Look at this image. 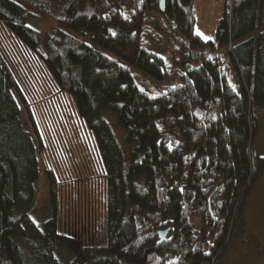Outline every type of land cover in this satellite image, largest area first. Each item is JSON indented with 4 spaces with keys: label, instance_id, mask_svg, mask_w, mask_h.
Masks as SVG:
<instances>
[{
    "label": "trees",
    "instance_id": "16d2710c",
    "mask_svg": "<svg viewBox=\"0 0 264 264\" xmlns=\"http://www.w3.org/2000/svg\"><path fill=\"white\" fill-rule=\"evenodd\" d=\"M162 2L0 0V264H217L241 226L264 168L252 151V106L264 107V0H231L230 9L222 0L208 41L194 33L193 0ZM34 16L54 31L40 39ZM150 22L172 38L161 55L140 44ZM181 41L185 62L197 61L183 71L174 66ZM172 74L173 84L161 83ZM61 96L89 132L98 167L62 178L44 164L49 202L25 235L36 155L46 152L34 110ZM73 193L92 208L85 234L69 232L80 220Z\"/></svg>",
    "mask_w": 264,
    "mask_h": 264
},
{
    "label": "rangeland",
    "instance_id": "374dc122",
    "mask_svg": "<svg viewBox=\"0 0 264 264\" xmlns=\"http://www.w3.org/2000/svg\"><path fill=\"white\" fill-rule=\"evenodd\" d=\"M222 0H193L195 11L194 33L203 37L214 39L216 22L222 14ZM30 12H32L30 10ZM36 14L35 12H32ZM29 26L34 28L42 39L45 35L51 34L55 29V24L48 19L33 17ZM141 29L140 44L150 52L161 55L171 36L160 31L155 22H150ZM82 41L87 44L91 43V33L87 30L80 29L73 31ZM178 43V42H177ZM182 48L176 55L174 66H178L183 71L185 65H195L197 61L186 59L183 54L184 42H180ZM180 48V47H179ZM108 56L109 52L101 49ZM217 52H225V47H221ZM114 57V56H112ZM118 61V59H117ZM120 62V61H118ZM172 64L174 61H171ZM121 63V62H120ZM186 65V66H187ZM25 78H30L27 70ZM175 74H172L168 80L162 84H173ZM252 115L257 121V130L252 137V151L256 156L264 158V107L252 106ZM34 113L36 115L39 129L43 135L46 152L43 160L36 155L37 162V179L32 184L33 198L29 210L27 223L22 225V232L27 235L29 231L38 229L43 214L41 208L48 204V183L42 171L43 165L53 167L55 171L63 178L71 168L80 176H88L94 170H97L98 160L97 153L93 146L92 138L87 131L83 121L79 119L73 108L71 99L67 96L51 100L44 106H36ZM102 117L108 124L117 141L122 147L123 130L117 124L115 116L106 112ZM20 119L25 129L32 133L30 123L25 112L21 109ZM121 136V137H120ZM36 143V139L33 136ZM124 158L128 157L127 148L122 147ZM72 202L80 205L79 222L73 230L78 234H85L91 225L93 217L90 205H85L83 197L80 194L73 193ZM74 199V200H73ZM70 227V226H68ZM211 264V263H210ZM217 264H264V168L260 171L256 180L250 184L248 193L243 205L242 223L232 232L228 245L222 253Z\"/></svg>",
    "mask_w": 264,
    "mask_h": 264
},
{
    "label": "water",
    "instance_id": "95a60500",
    "mask_svg": "<svg viewBox=\"0 0 264 264\" xmlns=\"http://www.w3.org/2000/svg\"><path fill=\"white\" fill-rule=\"evenodd\" d=\"M158 7H159V9H162V8H163V2H162V0H159V5H158ZM164 234H165V232H159V235H160V241L163 240V238H164Z\"/></svg>",
    "mask_w": 264,
    "mask_h": 264
},
{
    "label": "built area",
    "instance_id": "2783aa9c",
    "mask_svg": "<svg viewBox=\"0 0 264 264\" xmlns=\"http://www.w3.org/2000/svg\"><path fill=\"white\" fill-rule=\"evenodd\" d=\"M225 1H226L227 6H228V9H230L231 0H225Z\"/></svg>",
    "mask_w": 264,
    "mask_h": 264
},
{
    "label": "snow or ice",
    "instance_id": "6c2138e0",
    "mask_svg": "<svg viewBox=\"0 0 264 264\" xmlns=\"http://www.w3.org/2000/svg\"><path fill=\"white\" fill-rule=\"evenodd\" d=\"M199 34V33H198ZM200 35H202V34H200ZM203 39L205 40V41H208V40H210L211 38L210 37H203Z\"/></svg>",
    "mask_w": 264,
    "mask_h": 264
}]
</instances>
